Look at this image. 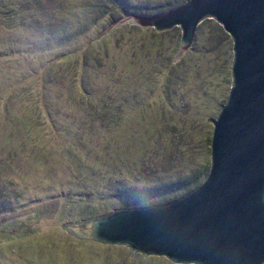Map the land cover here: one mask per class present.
<instances>
[{
    "label": "rangeland",
    "instance_id": "rangeland-1",
    "mask_svg": "<svg viewBox=\"0 0 264 264\" xmlns=\"http://www.w3.org/2000/svg\"><path fill=\"white\" fill-rule=\"evenodd\" d=\"M1 1L0 264H193L65 225L178 198L205 180L232 84L231 36L204 18L175 59L179 26L126 22L100 34L114 18L86 16L85 0ZM137 1L153 12L183 0ZM74 13L84 30L68 38Z\"/></svg>",
    "mask_w": 264,
    "mask_h": 264
},
{
    "label": "water",
    "instance_id": "water-1",
    "mask_svg": "<svg viewBox=\"0 0 264 264\" xmlns=\"http://www.w3.org/2000/svg\"><path fill=\"white\" fill-rule=\"evenodd\" d=\"M180 3L160 12L123 11L100 34L126 22L157 31L179 26L175 59L193 48L204 18H214L231 36L232 84L213 121L205 180L178 198L115 208L65 227L78 238L125 245L131 254L164 255L177 263L263 264L264 0Z\"/></svg>",
    "mask_w": 264,
    "mask_h": 264
},
{
    "label": "trees",
    "instance_id": "trees-1",
    "mask_svg": "<svg viewBox=\"0 0 264 264\" xmlns=\"http://www.w3.org/2000/svg\"><path fill=\"white\" fill-rule=\"evenodd\" d=\"M185 0H183L182 2H184ZM85 2L87 3H84L83 5L86 6V10H87V14L86 16H91L93 15L92 17L94 16H97V15H104V14H107L106 16H109L110 18H114L117 19L118 17L121 16L122 12L123 11H132V12H135L131 9H134L136 10V12H144V13H151L150 10H147L146 8H150V7H141V5L138 3V1H132V0H85ZM175 2H179V0H176ZM182 3H178L176 4L177 6L180 5ZM168 7V5H167ZM170 7V5H169ZM5 8H8L6 6V4L1 1L0 2V13H4L2 16H0V21L2 20L3 16L6 15L5 13L7 12V9ZM130 9V10H128ZM155 10L153 12H159L161 10H164L165 8H162L161 6H158L154 8ZM11 13H13L11 11ZM89 13V14H88ZM77 15L76 13L72 14V19L70 21H68V24H67V27H65L66 30H64V35L67 36L68 38L70 37V33L72 32H76L75 34H78L80 33L81 31L84 30V27H83V24L81 23H73L75 20V17L79 18V16H75ZM75 16V17H74ZM79 20V19H78ZM34 24V23H33ZM82 28V29H81ZM59 29L60 33H62L61 29L60 28H57L55 27V29L53 30H57ZM62 33V34H63Z\"/></svg>",
    "mask_w": 264,
    "mask_h": 264
}]
</instances>
